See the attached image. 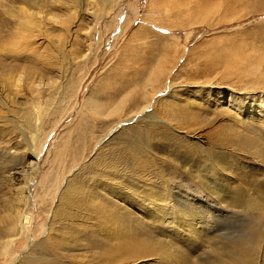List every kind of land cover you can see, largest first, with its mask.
Returning <instances> with one entry per match:
<instances>
[{
	"label": "rangeland",
	"instance_id": "1",
	"mask_svg": "<svg viewBox=\"0 0 264 264\" xmlns=\"http://www.w3.org/2000/svg\"><path fill=\"white\" fill-rule=\"evenodd\" d=\"M22 11L32 13L28 26ZM229 94L235 105L256 102L254 116L264 104V0H0V172L5 158L17 162L0 176V209L26 172L27 188L37 194L28 203L34 240H42L39 227L50 222L43 240L63 242L53 264H181L170 234L137 211L145 231L134 234L170 259L146 256L141 247L137 258L99 261L97 250L74 245L62 228L66 217L53 212L73 179L88 177L89 165L118 159L129 133L164 128L166 146L178 148L170 150L174 155L161 146L147 149L139 156L142 168L128 174L162 173L168 188L184 187L192 215L212 219L202 227H222L230 240L250 224L261 228L255 215L264 211V108L262 117H250ZM91 103L98 105L94 113ZM87 114L90 144L78 149L75 135ZM44 139L35 162L26 141L36 147ZM245 141L251 146L241 148ZM56 173L61 179L48 191ZM213 187H222L219 197ZM80 225L96 229L89 217ZM259 231L255 262L264 264V226ZM219 241L238 250L234 239Z\"/></svg>",
	"mask_w": 264,
	"mask_h": 264
},
{
	"label": "bare ground",
	"instance_id": "2",
	"mask_svg": "<svg viewBox=\"0 0 264 264\" xmlns=\"http://www.w3.org/2000/svg\"><path fill=\"white\" fill-rule=\"evenodd\" d=\"M31 15V12H23L22 19H27L26 21L23 20L25 26H28V20H30ZM136 75L137 72L132 71L130 76L131 79L133 80L136 78ZM32 81L33 80L30 77L28 83L33 84ZM221 95L222 93H219V96ZM230 101L237 110L250 114V117H262L261 110H263L264 104H261L259 108L260 111H257L254 116L256 112L254 111L256 110L254 108L258 107L253 100L241 103L237 102L235 105L234 95L231 94ZM97 106L98 105H94L93 103L90 110L94 113ZM148 117L153 118L151 114ZM83 122L84 123L78 127V129H80L79 133H76L75 135L77 147L79 145L80 148L83 146L87 147L90 144V141H87L86 139V135L89 134V132L91 133V128L89 126L91 123V115L87 114L84 117ZM152 127L159 128L158 125H152ZM80 132L85 135H81ZM169 137L170 130L164 128L157 129L156 131L147 130L142 133H129L126 143L117 150L119 156L118 159L114 161L118 163H115L113 160L108 161V159L99 158L94 164H91L92 166L89 165L86 168L89 169L88 177L86 179L82 180L76 176L73 179L75 186L72 187L71 185H68L65 188L66 190L65 192L63 191L60 199L61 201H59L58 204L59 206L56 210L54 208L55 211H53L54 214H57L60 218L61 216L66 217L63 220L65 226L62 228L67 230V234L74 245L78 246L79 244H82L83 246L91 248V250H97L99 261L113 262V260L115 261L120 257L126 260L137 258L136 256L141 254L139 252L141 247L144 249V255L146 256L150 253L151 255H160L162 260L170 259L171 254L169 255L166 252H159L158 254V252L152 248L153 243H150L149 240L143 241L139 238L140 236L137 235V237L134 234L135 230H137V233H143L145 231L143 228L145 223L138 219V216L136 217L137 211L145 218L153 220L156 225L160 226V229H163L170 234L171 238H173V254L179 259L181 264H256L255 251L256 247L259 246L262 240L259 229L264 226V211L258 209L255 215L256 225L261 228H254V225L252 226L250 224L248 228L246 227L244 232L242 231L243 233L239 231L242 234L238 235L236 238L232 235L231 240L233 241L234 239V242L238 247V250H235L231 246L219 241V239H225L227 242L231 241L229 239V233L224 234L223 232H220L222 231V227L211 230L207 226L208 230H206L207 228L202 227V225H205L212 219L208 221L210 218L207 216L196 218V216L192 215L193 213L190 209L192 208V200L183 195L184 187L177 188L174 186L173 188H168V186H165L166 181L162 173L158 176V173L156 174L155 172L147 171V175H151L149 178L140 176L133 178L134 174H128L129 171L135 172V170L142 168V166L138 164L139 156H141V154L147 149H158L161 146L166 150L168 156L174 155L170 150L178 148H176L175 145L168 147L164 143ZM45 140L46 139L39 141V144L36 145V147L31 146L30 143L26 141L27 147L31 150L29 155L35 162L39 159L38 156L44 142H46ZM227 142H229V140ZM233 143L235 144V142ZM238 143L241 148L246 144V146H251V142L249 141L242 143V146L241 142ZM256 153H260V151ZM12 155L13 156L11 157L13 158L20 157V159L18 158L19 161L24 158V156H19L18 153H12ZM192 155L193 154H191V156ZM6 157L8 156L6 155ZM74 158H76V156ZM215 159L217 158L215 157ZM6 160L7 158L3 160L0 176L8 170H15L17 168V162L12 163V160L6 162ZM8 164L9 166H7ZM175 165L176 164L173 166ZM28 168L31 169V171L34 170L32 169V164H28L27 169ZM209 176L207 177L208 179L211 178V176ZM59 177V174H57L51 178L49 185L46 188L48 191L50 190V187L54 188L57 181L61 179ZM153 178L155 180L156 178L163 179V181L161 184H158L156 181H153ZM29 180V174L25 172L22 178V183L24 185L12 188L11 191H13L12 194L14 195L13 200L11 197L9 200H5L0 209V259L10 258V264H53V262L50 261V257H55L53 254L59 246H63V242L58 241L57 239L56 244L50 246V243L55 239L52 241L43 240V238L47 237L48 232L53 230L52 226V228L49 229L50 226L48 224H50V222H48L47 225L44 224L39 227L42 240H34L35 238H33L34 236L31 233L34 216L30 210L28 211V203L29 200H35L37 194L35 195L36 197L33 196V194H30L29 188H27ZM202 184L204 185L205 182ZM221 189L222 187H213V195L219 197ZM47 190L44 191V195L48 194ZM85 211L89 214H86ZM55 215L51 213L50 217H54ZM88 217L94 219L96 227L95 230H89L90 233L87 232L88 229L85 226H82L83 228H86L83 230L76 227H79L80 224L83 225V221ZM60 218L58 219L61 220ZM54 223L55 222H53V224ZM211 231H213L214 235L213 233L211 234ZM209 236L211 237L208 242L203 244L204 240L202 237L205 238ZM69 244L64 243L66 246ZM27 247L29 250L25 252V248ZM21 253L23 255H21ZM19 255L21 259L20 261Z\"/></svg>",
	"mask_w": 264,
	"mask_h": 264
}]
</instances>
